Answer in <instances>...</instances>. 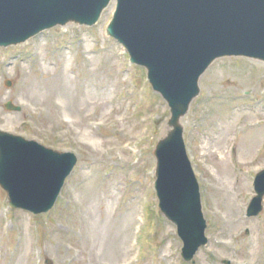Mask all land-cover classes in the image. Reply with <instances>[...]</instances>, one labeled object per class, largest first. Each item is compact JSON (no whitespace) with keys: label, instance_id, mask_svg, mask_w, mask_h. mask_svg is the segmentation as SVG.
<instances>
[{"label":"rangeland","instance_id":"obj_1","mask_svg":"<svg viewBox=\"0 0 264 264\" xmlns=\"http://www.w3.org/2000/svg\"><path fill=\"white\" fill-rule=\"evenodd\" d=\"M114 8L92 26L68 23L0 47V130L78 157L45 215L9 208L0 188V264H264V208L244 211L264 167V63L215 60L180 118L208 240L184 262L153 190L152 151L169 110L145 69L105 35ZM8 101L20 110H6ZM256 122L261 134L247 126Z\"/></svg>","mask_w":264,"mask_h":264},{"label":"water","instance_id":"obj_2","mask_svg":"<svg viewBox=\"0 0 264 264\" xmlns=\"http://www.w3.org/2000/svg\"><path fill=\"white\" fill-rule=\"evenodd\" d=\"M110 0H0V46L23 42L67 22L92 25ZM107 34L147 69L152 88L170 110L171 128L155 146L154 188L161 213L175 224L190 261L207 242L199 187L186 156L180 118L198 94V78L219 57L264 61V0H117ZM6 108L18 110L10 103ZM76 162L34 141L0 132V186L10 206L49 210ZM247 216L258 214L264 169L255 175ZM228 264L227 261L224 262Z\"/></svg>","mask_w":264,"mask_h":264},{"label":"bare ground","instance_id":"obj_3","mask_svg":"<svg viewBox=\"0 0 264 264\" xmlns=\"http://www.w3.org/2000/svg\"><path fill=\"white\" fill-rule=\"evenodd\" d=\"M232 130L233 131H235L234 130V127L232 128ZM260 129H256L255 130V132L257 133H259V134H261V131H259ZM238 131V130H237ZM241 130H239V132H240ZM225 132H226V130L223 128V127H218L217 129H215L214 131H213V133H215V134H217V135H221V136H223V135H225ZM212 133V134H213ZM114 239H115V237H114ZM110 246H112V248L114 249V251L115 252H119V250H118V247H120V245L119 244H117L116 242H113V243H110ZM120 262V260L119 261H117V262H115L114 264H118Z\"/></svg>","mask_w":264,"mask_h":264}]
</instances>
